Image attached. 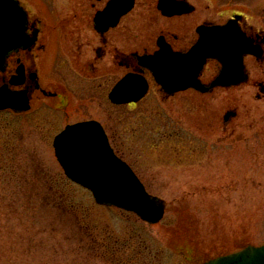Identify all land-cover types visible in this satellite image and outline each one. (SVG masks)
Segmentation results:
<instances>
[{
	"label": "rangeland",
	"instance_id": "374dc122",
	"mask_svg": "<svg viewBox=\"0 0 264 264\" xmlns=\"http://www.w3.org/2000/svg\"><path fill=\"white\" fill-rule=\"evenodd\" d=\"M20 1L42 14L36 1ZM56 2L67 13L88 12L86 0ZM48 19L36 66L44 86L58 89L73 106L51 111L47 105L54 101L45 100L21 116L0 113V264H203L263 245L264 92L256 84H264V63L248 59L250 81L238 88L164 97L153 83L136 105L103 108L95 100L82 109L59 84L57 46L76 57L71 32L85 44L92 33L85 21L61 31L59 18ZM131 21L125 50L154 48L153 27L134 36ZM214 74L209 66L204 80ZM227 112L236 115L225 123ZM84 118L102 124L117 156L164 202L160 223L99 206L65 178L53 138L65 124Z\"/></svg>",
	"mask_w": 264,
	"mask_h": 264
},
{
	"label": "flooded vegetation",
	"instance_id": "af4514ba",
	"mask_svg": "<svg viewBox=\"0 0 264 264\" xmlns=\"http://www.w3.org/2000/svg\"><path fill=\"white\" fill-rule=\"evenodd\" d=\"M34 1L38 3L42 11L40 16L22 1L20 3L28 15L27 34L30 37H35L36 43L30 49L12 51L7 60L6 71L0 73V84H2L15 77L18 67L23 66L24 82L19 87L12 86V89H23L28 92L31 109L37 101L45 102V100L54 101L47 105L51 111L55 109L65 111L73 106L58 89L44 86L42 75L36 66L35 51H43L45 48L41 43L42 32L48 18L51 17L59 18L56 26L61 31L72 22L85 21L92 33L90 41L85 44L80 37L76 39L75 33L71 32V39L75 44L77 43L73 48L77 53L76 57L72 54L68 56L60 42L57 46V52L62 59L55 69L58 71L57 77L61 81L59 84L64 86V91L73 92L76 105H81L82 109L93 104L95 100L103 108L112 105L109 96L113 87L129 73L146 78L151 89L154 83L153 77L148 69L140 65L139 57L158 51V42L168 44L174 51L188 52L199 41L201 37L199 30L202 27L230 25L234 34L242 41L247 42L251 49L259 53L260 56L259 58L251 55L244 56L243 63L246 72L244 83L236 87L215 89L229 90L247 85L250 81L247 60L264 63V0H259L257 3L255 0H133L131 9L127 12V7L130 6L129 0H86L88 12L85 16L78 14L75 9H71V13L65 12V9L60 7L65 4L58 5L57 0ZM210 8L213 11L211 14H209ZM63 11L64 14L61 15ZM44 15L45 17H43ZM130 18H132L133 33H136L134 36L142 33V28L153 27L155 32L154 38L152 37L154 48L129 52L125 50L126 22ZM88 52L86 60H80V57ZM54 65V62L50 63L49 70H54ZM209 66L215 69L213 79L222 67L218 61L207 60L200 74V79L205 84L211 82L204 80ZM67 74H75V79L67 80ZM256 85L260 91L264 92V84L257 83ZM157 87L162 96L168 97L159 86ZM93 120L95 119L84 118L67 123L65 126ZM63 128L57 133L61 132Z\"/></svg>",
	"mask_w": 264,
	"mask_h": 264
},
{
	"label": "water",
	"instance_id": "95a60500",
	"mask_svg": "<svg viewBox=\"0 0 264 264\" xmlns=\"http://www.w3.org/2000/svg\"><path fill=\"white\" fill-rule=\"evenodd\" d=\"M133 0H129L127 11ZM26 13L16 0H0V71L5 70L9 52L27 49L34 42L26 35ZM201 38L188 53L173 52L158 44L160 51L143 57L142 65L148 68L156 83L167 95L187 89L207 93L216 87L239 85L246 80L243 56L259 53L247 48L231 27L200 28ZM207 59L222 64L218 76L204 85L199 75ZM10 84H22L20 77ZM148 91L146 80L128 74L112 90L110 100L115 105L137 103ZM16 113L30 109L26 91H12L8 85L0 86V111ZM236 115L227 112L224 122ZM55 157L72 182L91 191L99 205L114 206L134 213L148 224H157L164 216V203L148 194L129 165L118 158L111 148L102 126L95 121L68 126L53 143ZM205 264H264V245L249 246L240 252L219 257Z\"/></svg>",
	"mask_w": 264,
	"mask_h": 264
}]
</instances>
